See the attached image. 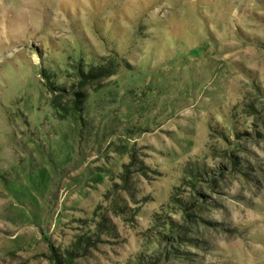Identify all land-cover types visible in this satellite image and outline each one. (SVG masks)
Masks as SVG:
<instances>
[{"label": "rangeland", "instance_id": "rangeland-1", "mask_svg": "<svg viewBox=\"0 0 264 264\" xmlns=\"http://www.w3.org/2000/svg\"><path fill=\"white\" fill-rule=\"evenodd\" d=\"M0 264H264V0H0Z\"/></svg>", "mask_w": 264, "mask_h": 264}, {"label": "trees", "instance_id": "trees-1", "mask_svg": "<svg viewBox=\"0 0 264 264\" xmlns=\"http://www.w3.org/2000/svg\"><path fill=\"white\" fill-rule=\"evenodd\" d=\"M98 70H103V69H98ZM100 76H102V73L101 72H98V71H96V72H94V73H90L89 75H85V77L87 78V79H95V78H98V77H100ZM201 205H199V207H200ZM201 207H203V206H201Z\"/></svg>", "mask_w": 264, "mask_h": 264}]
</instances>
